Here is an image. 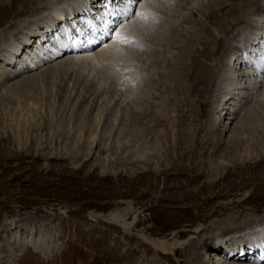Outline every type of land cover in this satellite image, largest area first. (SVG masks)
I'll return each instance as SVG.
<instances>
[{
  "label": "rangeland",
  "instance_id": "374dc122",
  "mask_svg": "<svg viewBox=\"0 0 264 264\" xmlns=\"http://www.w3.org/2000/svg\"><path fill=\"white\" fill-rule=\"evenodd\" d=\"M45 1L34 0L28 10H17L13 14L6 0L7 5L0 9L3 11L0 13V32L6 29L16 32L19 28L14 23L19 18L24 22L43 16L42 20L48 22L45 21L48 12L42 3ZM95 1L97 7L90 10V15L96 10L103 11V4L110 5L111 1L118 6L120 20L115 17L119 22L114 21L109 33L117 29L116 24L132 20L144 23L139 30L148 41L141 49L130 47L129 51L125 50L121 64L108 63L107 68L97 71L75 67L65 73L59 71L48 79L41 76L46 68L57 66L66 55L79 53L68 52L62 58L51 60L45 58L51 49L54 50L53 45L62 39L67 26L72 28L71 36L74 37L76 27L81 24L78 19L73 20L74 16L69 25L61 22L57 31L41 35L42 41L37 47L35 41L39 37L31 40L26 48L22 46L13 62L7 64L0 58L2 82L13 71L19 70L18 63L26 66L37 58V54L45 59L33 66L36 69H21L8 80L11 83L22 76L39 75V85L25 89V95L3 93L0 86V264H188L182 244L191 239L205 261L209 259L207 264H219L225 259L216 260L214 252L201 249V240L214 228L213 221L223 219L225 214H234L236 218L249 214L248 220L252 222L248 223L243 217L239 224L254 227L260 224L263 229L258 232H264V137L257 133V127L237 135L241 139L238 142L230 140L232 133L224 129L228 120L231 127L237 125L255 99H264V82L263 87L251 96V105L241 108L230 104L229 115L224 112L220 117L213 114L218 117L213 127L219 130L218 146H214L210 129L212 111L219 97L217 92L223 86L219 80L215 82L218 84L209 85L206 96L197 98L189 93L190 104L183 101L182 105L172 104L165 109L168 122L157 118L155 106L138 105L135 109L129 99L122 106L117 104L120 105L124 94L122 88L133 86L138 88V97L143 96L139 92L148 93L157 105V94L163 90L160 78L166 72V65L173 61L181 47L180 42L189 38L192 31L200 32L204 28L210 37L226 41H220L222 51L209 63L203 57L197 58L205 65L219 63L223 50L231 53L235 46L241 49L242 57L254 61L258 50L253 48L255 53L250 49L243 50L242 43L258 28L264 31V0L253 4L249 10L251 14H242L243 19L237 22L226 14L228 9L223 13L220 11L219 19L228 23L226 30L217 29L215 21L208 16L211 10L220 9L218 1L244 7L252 0H155L150 9L140 10L144 0H139L130 5L131 13L124 16L122 12L126 10L121 0ZM164 25L170 27V32L177 33L180 41L169 34L164 37L165 43L161 41L164 44H153L151 33L160 30L162 33ZM90 28L87 27L85 32ZM94 32L91 34L95 35ZM108 35L103 43L108 41ZM139 37L136 40L141 43ZM100 39L89 53L99 49ZM209 45L211 51L219 49L215 42ZM200 46L195 45V50H200ZM148 49L151 53L154 51V57L148 56ZM154 62L156 69L151 67ZM186 74L192 81V68ZM116 91L117 96L112 97ZM263 103H258L259 108L262 109ZM259 108L249 115L254 120L253 127L259 123L256 118H264V112ZM140 111L146 114L144 118ZM154 112L158 115H154L153 120ZM71 136L74 141H70ZM79 146L84 147L82 152L78 150ZM215 151L219 154L217 160ZM217 166L215 176L213 169ZM208 201L214 204L207 205ZM111 213L127 214V233L119 224L107 220ZM203 226L207 228L204 238L199 236ZM173 233L176 238H172ZM146 238L175 240L179 245L177 253L161 254L145 243ZM207 245L212 246L213 251L222 246L217 244L216 238L208 239ZM243 259L230 263L255 264Z\"/></svg>",
  "mask_w": 264,
  "mask_h": 264
},
{
  "label": "bare ground",
  "instance_id": "6f19581e",
  "mask_svg": "<svg viewBox=\"0 0 264 264\" xmlns=\"http://www.w3.org/2000/svg\"><path fill=\"white\" fill-rule=\"evenodd\" d=\"M5 1L6 0H0V9H1V7H4V5H7V3H5ZM8 1H9L8 6L12 7V11L14 12L13 14H15L17 10H21V11L26 10V9L28 10L29 4L34 0H8ZM122 2L124 3V7H125L123 9L126 10L125 13L122 12V15H123V14H126L128 12V9H130L129 7H130V5H132L133 2H131V0H121V3ZM154 2H155V0H144L142 5L140 6L139 10L143 9L144 7L150 9L151 8L150 4H152ZM218 2H219V6H220L219 8L220 9L217 10L216 12H212V10H211L209 12L208 16H209V19L215 21L217 29L219 28V30H220V28H221L223 30H226L228 28V27H226V26H228V23H227V21H222L219 19L218 13L220 11L222 12L223 10L225 11L228 9L226 14L233 17L232 18L234 20L233 22H237V21H240L244 15H246L248 13L251 14L250 13L251 11L249 12L250 7L253 4L254 5L257 4L258 0H252L250 2H247L246 3L247 6H244V7L243 6L238 7V6L234 5L233 3L230 5H226L224 3H221V1H218ZM42 3L44 6V9H46V11L48 12L46 15L47 17L45 18V21L48 20V22L45 23L44 20H42L43 16L38 17L36 19H31V20L25 19L26 21L24 20V22H22L23 20L21 21V18H19L20 22L18 19L14 23L19 28L16 32H14L15 34L11 33L12 29L10 31L6 29V30H3L2 32H0V58H3L5 63L7 62V64H8V63L13 62V59L16 60V57H17L16 54L18 51L22 50L21 47L25 46V48H26V46L31 44V40H33L34 38H35L34 40H36L39 37V39H37L35 41V42H37L35 47H37L39 45L38 43L41 44V41H42L41 35L44 36L46 34V32L51 33L53 31H57V28L60 26L59 23L63 22L64 25H67L69 20L72 19L73 16H74V18H73L74 21H76V19H78L79 23H81L79 26L76 27L77 29H75L76 30L74 32L75 34H73L74 37L71 36L73 33L72 28H69L67 26L68 30L63 31L62 39H60V41L57 42V44L55 43L53 45L54 50L51 49L49 51L50 54L45 58H48V60H51L53 58H55V59L56 58H62L63 55L65 56V54L68 52L74 53L76 51L79 53L78 54L72 53L73 55L69 56V57H66V56H68V55H66L65 58H62V60L59 61V64L57 66L51 65L50 67L46 68L47 70H46V72H44L41 75L42 77H44L45 79H48L50 77H53V75H55L59 71L65 73V72H67V70H69V69L72 70L75 67H79L81 70H85L87 68V69H90L92 71H97L99 69L107 68L108 63L109 64L112 63L114 65H119L122 63V60L125 58L123 52L125 50L129 51L128 49L130 47L112 42L110 39V37L112 35L111 34L112 31L109 33L111 26L114 25V21H116L117 19L120 20L121 14L118 15V13H117L119 11L117 4L112 3V1L109 4L112 5L113 7H110V5L103 4L104 5L103 11L100 12V11L96 10V13H93V15H90L91 14L90 10H92V8H94L96 3H97V1H95V0H72V1H69V0H47V1L42 2ZM90 3H91V6H90ZM62 5H63V7H62ZM87 5H89V6H87ZM32 7L33 6H31V8ZM115 7H117V8H115ZM146 8H145V10H146ZM155 10H156V8H155ZM98 12H100V13L98 14ZM146 12H145V14H146ZM0 13H3V11H1ZM147 13H151V12L148 11ZM97 14H98V16H97ZM242 14H244V15L241 17ZM78 16H81V18H79ZM32 17H37V15L32 14ZM115 17H118V18L115 19ZM8 19H9V17L5 21H7ZM121 19H123L122 16H121ZM12 20H13V18H12ZM118 20L116 21V23L119 22ZM64 25L62 27H64ZM143 25H144V23L141 22V20H135V21L132 20V21H129L128 23H122V24H118V25L116 24L117 29H115V30L124 32L135 40L137 37L140 36L139 37V38H141L140 44H142L144 46L146 44V42L148 41V39L143 38L144 36L142 35V33H140V30H142L141 28ZM164 26H165V28L163 29L162 33H160L161 30L159 32L160 34L157 32H155V34L151 33V35H152L151 38L153 40L151 42H153V44H155L156 46L158 44V46H159L163 43L161 41H164V43H165V38L168 37L169 34H172V37H175L177 39V41L178 40L180 41V38H179L180 36H178L177 33L170 32V27H168V25L167 26L164 25ZM87 27H91V28L87 32H85V29ZM43 29H45L46 31H42ZM258 29L253 31L252 33L248 34V36H246L243 39V43H242V49L243 48L245 50L250 49L253 51V48H254V49L258 50L259 54L256 53V56L254 54H252L253 56H255V59H253L254 61H251L249 58L246 59V58L242 57V55H240L242 53L241 49L235 46L234 48H236V49L234 51H232L231 53H229V52L227 53L226 50H223V52H222L223 55L221 57L222 60L219 63H217L215 65H210V66L208 64H207L208 66L203 64L201 61H199L201 59H197V58L203 57L207 62L213 60L216 57V54L217 53L219 54L222 51V50H220L223 48L222 45L220 46V41L222 39L217 40L213 37H210L209 36L210 33L208 31H206L204 28L200 32L199 31H194V32L192 31V33L189 35L190 36L189 38H185V39H183L182 42H180L181 47L179 48V51H178L176 57L171 62L172 64L170 63L169 65H166V68H165L166 72H164L162 75V78H160V80L162 82L163 90L157 94V97L160 100V101L158 100V102H156L157 105L155 103L153 104V101H151V100L154 98H150L148 96V93L143 94V92H139V94L141 93V95L144 96V97L142 96V98H144V99H142V98H140V96L139 97L137 96L138 95V92H137L138 88L133 87V86H129V87H123L122 88V94L123 93L124 94H123V96H121L122 100L121 101L119 100L120 105L117 104V106L124 105L125 101L127 99H129L130 103H133V106L135 109H138V107H136L138 105L144 106V105L149 104V107L155 106V109L158 111L159 115L162 114V116H160V117L157 114L158 115L157 118H159L161 121L168 122L169 118L164 113L165 109L168 110V107L172 104L182 105L183 101H187L189 103L190 101L187 100L189 93H193V95L195 94V96L197 98H201L209 90V87H210L209 85H211L212 83L214 84L216 81L218 82V80H219L223 86H222V89L220 90V88H219V91L217 92L219 97H218V100H217L218 102L216 103L215 109H213V111H212V117H211L212 126L210 129L212 138L215 139L214 146H218L217 144H218V141L220 140V139H218L219 130L217 129V127L214 130L213 127L216 126L215 125L217 123L216 120H218V117H220L221 113L224 112L223 113L224 115L228 114L230 104L233 107L241 106V108H245L248 104L251 105V102H253V101H250L252 99L251 96L254 95L256 90H259V88L261 86L263 87L264 62H262L261 58L264 57V37H263L264 31L261 30L262 28H258ZM15 30H16V28H15ZM100 30L103 32H101ZM94 31L98 35L91 34V32H94ZM260 31H263V32L260 33ZM201 32H203V35L200 34ZM37 34L40 36H37ZM107 34H109L110 37H109L107 42L103 43L105 41V37L107 36ZM52 35H53V33H52ZM94 36H96V37H94ZM97 37L99 39L102 37V39H100V41H98L99 43H102V44L100 45L99 49L97 48V51L89 53L88 51H90V49H92L93 47L96 46L95 43L98 40ZM106 38H108V37H106ZM229 39L231 40V38H229ZM19 40H21L20 41L21 43L20 42L18 43ZM204 41H207L208 43L204 42ZM222 41H223V43L226 42L224 40H222ZM222 41H221V43H222ZM214 42L216 43L217 47H219V49L216 48V50L211 51L209 49V46H210L209 44L214 43ZM195 45L196 46L201 45L200 47H202V48L200 50H198V49L195 50V48H194ZM40 46L42 47V45H40ZM258 46H260L262 48H260V47L258 48ZM26 51H27V49H26ZM146 51H147V54L149 57L150 56L154 57V54H155L154 51H153V53H151L152 50L150 51L149 49ZM19 55H22V53ZM243 58L245 60H243ZM40 59L45 61V59L42 56L37 54V58H35L30 63H28L26 66L22 65L23 63H21L19 61L20 63H18V65L20 67H19L18 71H20L21 69H24V68L36 69L33 66L36 67V65L39 64ZM242 61H244V63H245L244 65H246V66L242 65V63H243ZM168 63H169V61H168ZM151 65H152L151 67L155 68L157 63L154 62V63H151ZM248 66H249V69H247ZM11 67H13V66H11ZM242 67H244V68H242ZM191 68L193 70L192 81H190V79L187 77L189 74L188 75L186 74V71L191 70ZM216 69H218L217 72H216ZM249 70H254V71L251 72ZM18 71H13L12 74H10L11 76L9 75V78H6L5 81L2 82L0 80V86H1V89L3 90V93H6V94L7 93H10V94L14 93V95L17 93V94H20L22 96V95L26 94L25 89H31V88L33 89V85H36V84L39 85V75L35 76L32 74H29L28 76H24V77L22 76L17 81L9 83L8 80L11 79L12 77H15L16 75H18L19 74ZM81 72H83V71H81ZM260 73H261V75H260ZM79 74H82V73H79ZM220 76H223V77L221 78ZM216 84H218V83H215V85ZM36 87H39V86H36ZM261 92H263V90ZM178 94H180V95H178ZM112 95H113L112 97L117 96V91ZM0 96H1V94H0ZM179 96H182L183 99H180ZM204 96H206V95H204ZM0 99H1V97H0ZM260 101H262V103H263L264 99H255L253 104L255 105V103H256V106H254V105L247 106L246 112L244 114H242V117H241V119L237 125H233L231 127L230 126L231 121L228 120V125L224 129H226L227 132L229 131L228 133H232L233 137L230 138V140H235V141L240 142L241 141L240 136L237 137V135L243 134V132L249 133L253 130H256L257 127L259 130L257 133L258 134L261 133L264 137V118L263 117L256 118L259 121V123L253 127L252 125H254L253 124L254 120H252L251 117H249V115H251L254 110L255 111L258 110L257 107L259 108L258 103ZM111 102H112V99L109 101V103H111ZM135 109H133V110H135ZM223 109H225V111H223ZM259 109L264 112V103H263L262 109L261 108H259ZM115 110H117V109H115ZM214 113H217L218 117L216 115H213ZM139 114L140 115L143 114L142 118H144L146 116V114L144 112L143 113L141 112ZM154 115L157 116L155 114V112L153 115H151V118L153 120L155 119ZM236 115H237V113H236ZM215 116H216V118H215ZM199 118H200V116H199ZM232 118H234V116ZM223 119H226V117H223ZM228 119H229V117H228ZM250 120H252V121L249 124ZM222 123H224V122H222ZM176 128H177V126H176ZM69 139H70V141H74L73 140L74 138H72V136ZM179 141L180 140H178V142ZM181 141H183V139ZM219 145H220V143H219ZM78 150L82 152V150H84V147L79 146ZM90 150H91V148H90ZM214 157L216 160L218 159V157H219L218 151L217 152L215 151ZM166 159H167V157H166ZM182 160H184V159L182 158ZM211 167H212V165H211ZM218 169H219V166H217L216 168L213 169V171H215V173H214L215 176L217 175L216 170H218ZM241 202H242V200H241ZM212 204H214V202L212 203V201H208L207 205H212ZM208 207H210V206H208ZM215 212H217V211H215ZM226 215L229 216V217H227V219H225ZM126 216H127L126 213L123 216L111 213L106 218L108 221H110L112 223L119 224L121 229L123 230V232L127 233L128 229H129V227H128L129 224L128 223L126 224V222H125ZM225 216L223 217V219H225V220L221 219V220L213 221L214 228H213V230H211L207 234V236H205V239L201 240V243L203 244L201 249L206 250L205 252H214L213 256L216 260H221L219 258L225 259V260H221V262L219 264H232V263H230L231 261H235V260L239 261V259H243V258H245V260L249 259V261H252V263H255V264H264V245H263L264 244V237H263L264 232H258V230H260L262 228V226L260 224H259V226L256 225L255 227L252 224H248V225H242L241 224L242 225L241 226L239 223L243 220H247L248 223L252 222L251 220H248L249 214H248V216L245 215V216H241V217H237V218L234 216V214H225ZM243 217H244V219L242 220ZM247 221H246V223H247ZM263 223L264 222H262V224ZM237 224H239V225H237ZM206 231H207V228L205 226H203L199 232V236L202 235V237L204 238ZM172 235H173L172 238H176V233H173ZM256 237L257 238L263 237V238L257 240V239H255ZM215 238L217 239V244L219 243L222 246L219 245L220 247L213 251L212 246L210 247L207 244H208V239L214 240ZM197 239H199V238H197ZM144 240H145V243L149 247H151L154 250H157L161 254H166V255H171V254L175 255L174 253L176 252V250L178 249V246H179L175 240H173L172 242H168V241H164V240H150L147 238ZM182 246L184 247L183 252H185L184 254H185L186 261L188 264H207L209 262V259L205 261V259L203 258L204 257L203 254H201L199 252L200 249H198L197 245L194 244L193 239H191L189 242H187V244L186 243L182 244ZM221 249H224V252H222ZM220 255H224L225 257L224 256L220 257Z\"/></svg>",
  "mask_w": 264,
  "mask_h": 264
},
{
  "label": "snow or ice",
  "instance_id": "6c2138e0",
  "mask_svg": "<svg viewBox=\"0 0 264 264\" xmlns=\"http://www.w3.org/2000/svg\"><path fill=\"white\" fill-rule=\"evenodd\" d=\"M131 2L134 3H139V0H131ZM128 13H131V9L128 10L126 15ZM135 15H140L141 17L143 16V13H135ZM111 41L117 44H121L127 47H132V48H142L143 45L140 44L139 41L131 38L129 35H127L124 32L117 31L115 29L112 30V35L110 37ZM262 62H264V57L261 58Z\"/></svg>",
  "mask_w": 264,
  "mask_h": 264
}]
</instances>
